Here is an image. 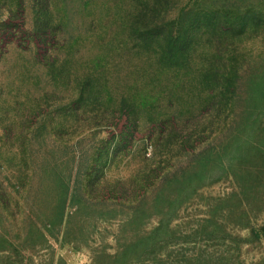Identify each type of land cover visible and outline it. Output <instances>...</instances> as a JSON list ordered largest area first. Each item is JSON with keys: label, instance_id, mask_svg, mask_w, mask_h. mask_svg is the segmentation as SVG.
<instances>
[{"label": "rangeland", "instance_id": "obj_1", "mask_svg": "<svg viewBox=\"0 0 264 264\" xmlns=\"http://www.w3.org/2000/svg\"><path fill=\"white\" fill-rule=\"evenodd\" d=\"M0 264H264V0H0Z\"/></svg>", "mask_w": 264, "mask_h": 264}]
</instances>
